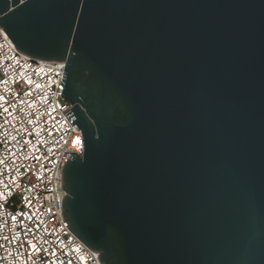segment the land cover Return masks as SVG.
<instances>
[{
	"label": "water",
	"instance_id": "1",
	"mask_svg": "<svg viewBox=\"0 0 264 264\" xmlns=\"http://www.w3.org/2000/svg\"><path fill=\"white\" fill-rule=\"evenodd\" d=\"M0 29L66 63L64 216L99 264H264V0H0Z\"/></svg>",
	"mask_w": 264,
	"mask_h": 264
},
{
	"label": "built area",
	"instance_id": "2",
	"mask_svg": "<svg viewBox=\"0 0 264 264\" xmlns=\"http://www.w3.org/2000/svg\"><path fill=\"white\" fill-rule=\"evenodd\" d=\"M65 66L22 54L0 29V264H99L64 216L63 167L84 153Z\"/></svg>",
	"mask_w": 264,
	"mask_h": 264
}]
</instances>
